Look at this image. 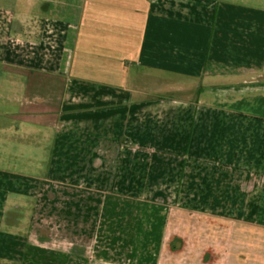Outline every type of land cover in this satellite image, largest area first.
I'll list each match as a JSON object with an SVG mask.
<instances>
[{"label":"crops","instance_id":"0c3cea01","mask_svg":"<svg viewBox=\"0 0 264 264\" xmlns=\"http://www.w3.org/2000/svg\"><path fill=\"white\" fill-rule=\"evenodd\" d=\"M0 264H264V0H0Z\"/></svg>","mask_w":264,"mask_h":264},{"label":"rangeland","instance_id":"374dc122","mask_svg":"<svg viewBox=\"0 0 264 264\" xmlns=\"http://www.w3.org/2000/svg\"><path fill=\"white\" fill-rule=\"evenodd\" d=\"M26 167V166H25ZM46 166L43 165L42 166V170H38L37 171V175L39 176H43L46 174ZM33 173V172H31ZM46 219H49L48 217ZM177 233V229H176V214H172L171 217H170V222H169V227H168V230H167V234L168 235H174Z\"/></svg>","mask_w":264,"mask_h":264}]
</instances>
